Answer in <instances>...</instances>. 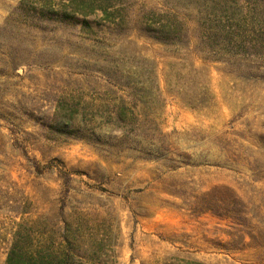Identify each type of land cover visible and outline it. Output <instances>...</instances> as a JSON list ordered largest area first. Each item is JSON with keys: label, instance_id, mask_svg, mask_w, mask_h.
I'll return each instance as SVG.
<instances>
[{"label": "rangeland", "instance_id": "374dc122", "mask_svg": "<svg viewBox=\"0 0 264 264\" xmlns=\"http://www.w3.org/2000/svg\"><path fill=\"white\" fill-rule=\"evenodd\" d=\"M264 264V0H0V264Z\"/></svg>", "mask_w": 264, "mask_h": 264}, {"label": "trees", "instance_id": "16d2710c", "mask_svg": "<svg viewBox=\"0 0 264 264\" xmlns=\"http://www.w3.org/2000/svg\"><path fill=\"white\" fill-rule=\"evenodd\" d=\"M14 251H15V249H12L11 253L9 254V257H8L6 264H12ZM34 264H49V262H47V260L45 259V256L44 257H36Z\"/></svg>", "mask_w": 264, "mask_h": 264}]
</instances>
